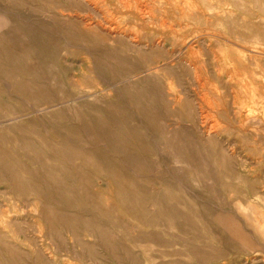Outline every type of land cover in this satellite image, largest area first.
Segmentation results:
<instances>
[{
    "label": "rangeland",
    "instance_id": "rangeland-1",
    "mask_svg": "<svg viewBox=\"0 0 264 264\" xmlns=\"http://www.w3.org/2000/svg\"><path fill=\"white\" fill-rule=\"evenodd\" d=\"M124 1L0 0V264H264V0Z\"/></svg>",
    "mask_w": 264,
    "mask_h": 264
},
{
    "label": "bare ground",
    "instance_id": "bare-ground-1",
    "mask_svg": "<svg viewBox=\"0 0 264 264\" xmlns=\"http://www.w3.org/2000/svg\"><path fill=\"white\" fill-rule=\"evenodd\" d=\"M136 1V0H135ZM162 1V0H161ZM171 1V0H170ZM169 0H168V2H170ZM183 1V0H182ZM108 2V1H107ZM114 2V1H113ZM116 2L118 3V4H120V5H122V6H125V7H127L128 5H127V2L126 1H124V0H116ZM164 2H165V0H164ZM184 2V1H183ZM87 3H90L91 5H93L95 8H97V7H102L104 4V0H87ZM154 3H155V1H154ZM157 3H158V1H157ZM161 3V2H160ZM166 3V2H165ZM175 3V2H174ZM173 3V4H174ZM111 4H113V3H111ZM138 4V3H137ZM152 4V3H151ZM171 4V3H170ZM172 4V5H173ZM147 5V4H146ZM179 5V4H178ZM191 5V4H190ZM116 6V5H115ZM156 6V5H155ZM189 6V5H188ZM110 7V6H109ZM118 7V6H117ZM161 7H163V6H161ZM174 7V6H173ZM179 7V6H178ZM185 7V6H184ZM91 8V7H90ZM186 8V7H185ZM191 8V7H190ZM131 9V8H130ZM169 9H174V8H169ZM187 9V8H186ZM129 10V9H128ZM127 10V11H128ZM164 10V9H163ZM167 10V9H166ZM130 11V10H129ZM174 11V10H173ZM137 12V11H136ZM168 12H171V11H168ZM176 12V11H175ZM139 14V13H138ZM176 14H178V12L176 13ZM108 15V14H107ZM180 15V14H179ZM149 16V15H148ZM187 16V15H186ZM103 18V17H102ZM156 18V17H155ZM161 17H159V19H160ZM166 18H168V16H166ZM114 19V18H113ZM151 19V18H150ZM111 20V19H110ZM153 20H154V18H153ZM114 21V20H113ZM117 21V20H116ZM138 21V20H137ZM140 21V20H139ZM158 22H160V21H158ZM114 23V22H113ZM167 23V22H166ZM105 24V23H104ZM117 24V23H116ZM135 24V23H134ZM118 25V24H117ZM146 25V24H145ZM99 26V25H98ZM112 27V26H111ZM107 28V27H106ZM102 30V29H101ZM121 30V29H120ZM120 32V31H119ZM119 34V33H118ZM113 36V35H112ZM255 98V97H254ZM248 99H251V98H248ZM249 101V100H248ZM250 102V101H249ZM251 103V102H250ZM254 103V102H253ZM251 106H252V104H251ZM242 111V110H241ZM247 115V114H246ZM252 116V115H251ZM252 119V118H251Z\"/></svg>",
    "mask_w": 264,
    "mask_h": 264
}]
</instances>
